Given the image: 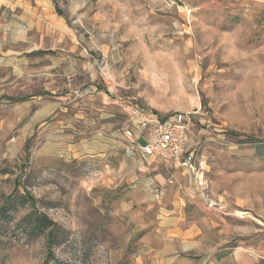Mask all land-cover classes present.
Wrapping results in <instances>:
<instances>
[{
    "label": "rangeland",
    "instance_id": "rangeland-1",
    "mask_svg": "<svg viewBox=\"0 0 264 264\" xmlns=\"http://www.w3.org/2000/svg\"><path fill=\"white\" fill-rule=\"evenodd\" d=\"M51 2L0 11V207L66 237L20 208L0 264H264V0ZM130 106L193 112L200 173L129 152Z\"/></svg>",
    "mask_w": 264,
    "mask_h": 264
},
{
    "label": "built area",
    "instance_id": "built-area-1",
    "mask_svg": "<svg viewBox=\"0 0 264 264\" xmlns=\"http://www.w3.org/2000/svg\"><path fill=\"white\" fill-rule=\"evenodd\" d=\"M128 111L134 124L124 127L122 138L129 152L158 160L168 167L183 168L192 177L200 173L204 167L202 143L191 135L193 112L174 111L159 116L140 106H130Z\"/></svg>",
    "mask_w": 264,
    "mask_h": 264
},
{
    "label": "trees",
    "instance_id": "trees-1",
    "mask_svg": "<svg viewBox=\"0 0 264 264\" xmlns=\"http://www.w3.org/2000/svg\"><path fill=\"white\" fill-rule=\"evenodd\" d=\"M56 3V0H54ZM24 97H8L11 101H21ZM238 135L237 133H233ZM250 139V138H246ZM30 140H27L25 147L29 148ZM36 199L30 192L24 194L12 193L0 207V217L7 218L20 208H30V212L21 219L18 224L22 228L23 235L28 240H34L41 236L45 237L48 254L46 262L52 260V247L65 240L66 230L53 221L48 215L41 212L36 206Z\"/></svg>",
    "mask_w": 264,
    "mask_h": 264
},
{
    "label": "crops",
    "instance_id": "crops-1",
    "mask_svg": "<svg viewBox=\"0 0 264 264\" xmlns=\"http://www.w3.org/2000/svg\"><path fill=\"white\" fill-rule=\"evenodd\" d=\"M52 0H0V11L2 10H8V8L10 7V9H16L18 7H22L23 10L25 11H29V12H36L39 11L41 12V9L43 10L42 12L44 14H52ZM32 4H28L31 3ZM27 4V5H26ZM36 4V5H35ZM25 5V6H23ZM37 6V7H35ZM40 6H42V8H40ZM158 161V160H156ZM171 168H177V169H182L180 167H171Z\"/></svg>",
    "mask_w": 264,
    "mask_h": 264
}]
</instances>
